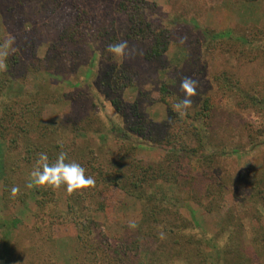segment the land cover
<instances>
[{"label": "rangeland", "instance_id": "rangeland-1", "mask_svg": "<svg viewBox=\"0 0 264 264\" xmlns=\"http://www.w3.org/2000/svg\"><path fill=\"white\" fill-rule=\"evenodd\" d=\"M8 40L0 114L10 105L27 111L42 124L39 134L49 132L44 149L66 152L100 181L72 193L66 185L28 189L39 154L50 153L28 155L32 140L26 146V134L13 132L22 124L6 122L0 264H110L119 252L109 241L131 252L128 264H264V0H0V45ZM125 40L135 55L106 51ZM154 46L159 55H150ZM184 77L198 88L181 114L174 109ZM143 120L158 132L148 143L130 131ZM182 130L188 133L179 143L165 137ZM129 160L142 169L160 164L169 178L192 176V193L189 181L157 183L180 199L174 209L190 230L136 237L138 191L128 193L114 178ZM13 187L21 189L14 197ZM157 217L171 223L175 216ZM194 236L197 244H189ZM90 243L102 248L97 257Z\"/></svg>", "mask_w": 264, "mask_h": 264}, {"label": "trees", "instance_id": "trees-1", "mask_svg": "<svg viewBox=\"0 0 264 264\" xmlns=\"http://www.w3.org/2000/svg\"><path fill=\"white\" fill-rule=\"evenodd\" d=\"M160 47L158 46H154L151 49V54L152 53L154 55H159L160 54ZM161 92L167 93L169 96L171 94H169V90L166 86H161ZM24 94V93H23ZM21 99V98H20ZM164 100V99H163ZM179 101H181V97L178 99ZM166 101V100H164ZM13 105L18 106L20 103L18 101L17 98H14L13 100L10 101ZM167 103V102H166ZM207 106V102H204V107ZM17 111L12 105L10 106H3L2 110H1V114H0V140L2 137H4V132L8 129L9 126H7V123L9 121V123L12 122V120H16V122H20L22 125L17 124L16 125V129L13 130V132H15L17 135H21V133H25V137H26V146H27V137L29 139H31V146H27V154L31 155L32 152H37V151H44L47 150L48 153H50L48 155L49 158V163H54L57 156L55 155V151L50 150L49 149H44L43 147H45V143L46 141H48L50 139L49 136H46L47 132L45 135L39 134L37 131L39 130V126L42 125L40 124V122H38L35 119L29 118L27 111H24L22 108L19 112H15ZM207 108V107H206ZM26 109V108H25ZM34 108H31L29 111H31ZM14 111V112H11ZM200 113H203L202 111H199V113L197 112L195 114L194 119L197 118V116L201 115ZM172 120V119H171ZM142 124H140L138 126V128L136 129H132L130 128V131H132L134 134H137L138 136H140L144 142L146 141V143L150 142L153 139V135L155 134L156 136H158V132L155 131L154 129H156L153 125H150L149 122H146L145 120H143V122H141ZM145 123V124H143ZM145 126L147 129H145ZM49 127L46 126V131H48ZM30 130H34L40 137L37 138L34 135L30 134ZM27 131H29V133L27 134ZM188 133V130H182L178 136H176L174 133H172L175 136H171V135H167L165 137H173L175 139V142L178 141L182 136V134L184 135L185 133ZM190 133V132H189ZM191 134L194 136H199V131L197 130L196 127H194V130L191 131ZM165 135V134H164ZM168 138V139H169ZM167 139V140H168ZM169 141V140H168ZM183 142H181L182 145ZM29 144V143H28ZM46 148V147H45ZM34 150V151H33ZM187 152V150H186ZM191 152L194 154L196 153L194 150H191ZM54 155V156H53ZM68 160L70 161V158L68 157ZM78 163H82V162H78ZM152 165V166H151ZM6 156L3 154L2 155V145L0 143V172L4 174V176L6 175ZM124 169L126 170V172L124 171L122 174L119 172L118 169H116L115 171V183L116 185L119 186H123V189L125 191H127L128 193H130L133 190H137L138 194L136 195V200H138L141 204V218L138 221V230L136 233V237L138 238V236L141 234L145 240L151 239L152 237H160L161 235L164 236L169 235V237L174 236L175 238L178 237V233H180L181 231H188L191 229V224L190 222L181 217L179 215V212L177 211V209H174V207L179 206V198L176 195H172V194H168L166 193L164 190H162L159 187L158 181L160 180H169V179H173L172 182H187L190 185L184 184L185 186H189L187 189L188 193H192L193 192V180L190 181V179L192 178V176H188L187 174L183 173V176L180 174L179 172V179L182 180L180 181L177 177H178V173L175 172L174 173H170V178L169 175L166 173L165 169L162 167V165L160 164H148L147 166H145L143 169L139 167L138 163H133L131 162V160L128 161V164H125ZM176 171V170H175ZM202 173L200 172L199 176H201ZM183 177V179L181 178ZM202 177V176H201ZM209 179V178H208ZM4 183H8L6 182V176L3 178ZM100 181V179L95 180V186H98V182ZM122 181L124 183V185L122 184ZM171 182V183H172ZM173 184V183H172ZM65 186V185H63ZM179 187V186H178ZM180 188H183V186H180ZM4 189L3 188V193L2 196L4 195ZM21 191V189H19ZM207 191L209 190V187L207 186ZM36 192H40V190L36 191ZM74 192V191H73ZM132 193H136V192H132ZM159 203V205H158ZM162 203L166 206L163 209V205ZM72 207V205H71ZM174 210V213L172 212ZM166 212V214L169 215H173L175 217L172 218L173 222H169L167 223V221H163L162 220H158V216L162 215V213ZM172 213V214H171ZM176 216H178V220H176ZM88 218V217H87ZM175 219V221H174ZM92 223V222H90ZM91 225V224H90ZM158 227V228H157ZM141 230V231H140ZM175 231V233H173ZM153 231V232H152ZM172 235V236H171ZM140 238V237H139ZM173 238V237H172ZM77 239H79V242L82 240V237H80V234L77 236ZM196 239V237H191L190 239L187 238V242L190 244L192 243H196L193 242L192 240ZM19 241H21L19 239ZM53 243V241H51ZM85 242V241H83ZM86 244L83 243L81 244L84 245ZM109 244H111V246L113 245V247L116 245V248L114 250V252L117 254L119 252V255H114L111 259L112 261H110V264H128V260L130 259L132 262H135L134 258L131 256V252H127V249L124 250L123 249V244H117V242L114 244L113 241H109ZM91 245V243H90ZM87 244L85 245L86 248ZM92 249L90 251V255H93L95 257H97L99 255V251L102 248H99V246L92 244L91 245ZM144 248V244H143V238L141 241H138V245H137V253L136 255H139V249ZM148 250L150 252V248L147 247ZM84 249V248H82ZM87 249L81 250L80 251L82 253H86ZM121 256L123 257V260H121ZM75 261H78V257L74 258ZM138 259V258H137ZM153 259H151L150 264L153 263ZM80 264V263H77ZM131 264V263H129Z\"/></svg>", "mask_w": 264, "mask_h": 264}, {"label": "clouds", "instance_id": "clouds-1", "mask_svg": "<svg viewBox=\"0 0 264 264\" xmlns=\"http://www.w3.org/2000/svg\"><path fill=\"white\" fill-rule=\"evenodd\" d=\"M14 40H8L3 45H0V55L6 57L9 55V49ZM106 51L112 56H127L135 55L137 49L130 48L128 41H121L108 45ZM180 88L185 93L184 98L175 104V111L184 114L189 109L193 100L192 97L197 94L198 81L191 77H184L180 82ZM49 185L56 188L66 185L68 193H72L77 189L94 186L95 179L92 176L86 175V169L78 162L69 161L68 154L61 152L54 163H49V158L46 153L39 154L36 166L30 173L29 181L26 184L28 189L36 186ZM19 188L13 187L11 190L12 196H16ZM131 228H135L136 224L131 223Z\"/></svg>", "mask_w": 264, "mask_h": 264}]
</instances>
